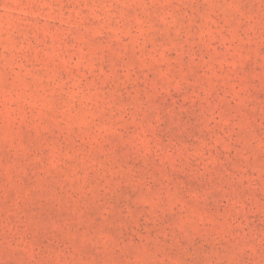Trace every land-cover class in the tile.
I'll return each mask as SVG.
<instances>
[{
	"label": "rangeland",
	"instance_id": "1",
	"mask_svg": "<svg viewBox=\"0 0 264 264\" xmlns=\"http://www.w3.org/2000/svg\"><path fill=\"white\" fill-rule=\"evenodd\" d=\"M0 264H264V0H0Z\"/></svg>",
	"mask_w": 264,
	"mask_h": 264
}]
</instances>
